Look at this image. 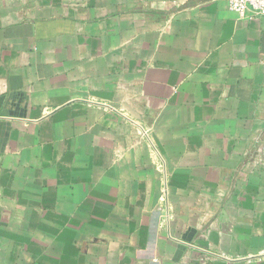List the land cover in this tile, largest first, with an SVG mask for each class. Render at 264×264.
Here are the masks:
<instances>
[{
	"label": "crops",
	"instance_id": "0c3cea01",
	"mask_svg": "<svg viewBox=\"0 0 264 264\" xmlns=\"http://www.w3.org/2000/svg\"><path fill=\"white\" fill-rule=\"evenodd\" d=\"M0 264H264V17L0 0Z\"/></svg>",
	"mask_w": 264,
	"mask_h": 264
},
{
	"label": "built area",
	"instance_id": "2783aa9c",
	"mask_svg": "<svg viewBox=\"0 0 264 264\" xmlns=\"http://www.w3.org/2000/svg\"><path fill=\"white\" fill-rule=\"evenodd\" d=\"M240 18L255 20L264 17V0H222Z\"/></svg>",
	"mask_w": 264,
	"mask_h": 264
}]
</instances>
